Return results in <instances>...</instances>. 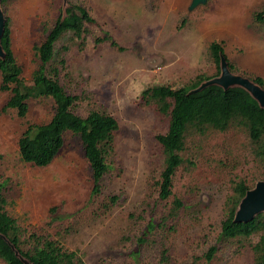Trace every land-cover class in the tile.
<instances>
[{"label":"rangeland","instance_id":"1","mask_svg":"<svg viewBox=\"0 0 264 264\" xmlns=\"http://www.w3.org/2000/svg\"><path fill=\"white\" fill-rule=\"evenodd\" d=\"M190 1L8 0L1 5L25 82L38 66L34 47L59 17L66 18L70 4L88 11L94 23L85 25L86 32L80 38L67 33L56 44L55 62H65L59 82L78 98L77 115L105 112L118 125L101 194L91 197V170L77 136L66 133L62 149L45 167L19 158V138L28 126L50 120L52 101L30 100L21 118L5 108L10 93L0 89V186L6 211L28 235L57 239L86 264H253L257 235L218 239L233 183L243 179L253 188L264 180V166L254 160L244 132L189 133L172 195L159 198L163 155L156 136L166 132L168 122L141 92L155 85L186 87L198 76L209 78L201 83L217 77L208 55L213 41L222 44L235 66L232 73L264 79V23L254 19L256 13L264 16V0H207L189 12ZM104 37L115 45L96 42ZM112 196L116 205L104 212L102 205ZM175 198L183 207L162 225ZM150 223L154 229L147 233ZM212 247L216 252L209 260Z\"/></svg>","mask_w":264,"mask_h":264},{"label":"trees","instance_id":"2","mask_svg":"<svg viewBox=\"0 0 264 264\" xmlns=\"http://www.w3.org/2000/svg\"><path fill=\"white\" fill-rule=\"evenodd\" d=\"M8 0H2L4 5ZM64 20L59 17L45 36L44 41L34 47L38 66L31 76L30 82L21 80V69L17 64L11 46V31L8 19L5 18V29L2 36L4 58L0 59L1 91L10 93L5 108L16 110L17 115L24 118L29 110L30 100L50 99L53 103V114L50 120L42 125H30L18 140V155L23 163L37 167L49 165L64 145L65 134L71 133L80 139L84 157L88 162L92 175L91 197L101 194L102 180L108 172L106 157L113 150L114 134L118 128L116 120L109 114L90 111L86 117L74 112L78 98L68 94L59 82V66L64 67V60L55 62L58 55L56 44L67 34L72 33L80 38L85 33V25L94 20L88 11L79 4H70ZM254 19L263 24V13H256ZM111 42L110 37L96 39V42ZM208 55L219 74L220 56H224L230 71L235 66L227 59L221 43L211 42ZM203 79L198 76L186 87L173 89L170 86L155 85L141 92L142 100L153 105L160 116L167 118V130L156 136L163 155L162 170L156 182L159 198L167 200L171 195L172 181L177 169L184 160L181 153L185 149L186 136L189 133L204 134L208 130L226 132L231 129L246 134L252 145L254 160L264 166V109L242 89L223 90L210 86L201 92L191 94ZM264 89V79L251 78ZM251 186L243 179L233 183L232 192L224 204V219L221 222L219 241L230 242L249 239L257 235L258 240L251 245L253 264H264V213L256 216L251 222L235 223L234 215L241 199ZM117 197L109 198L102 205L104 212L116 205ZM6 200L0 186V260L4 264H23L15 255L12 247L19 255L31 264H86L83 257L70 251L57 239L43 238L29 234L20 227L6 211ZM183 207L181 200L175 198L168 218L177 216ZM55 208L51 209V213ZM60 220L54 217L51 220ZM154 229V224L147 226V233ZM66 232L68 230H65ZM3 236L4 238H2ZM27 236V237H26ZM140 243L144 240L138 239ZM216 252L215 247L209 249L210 260Z\"/></svg>","mask_w":264,"mask_h":264},{"label":"water","instance_id":"3","mask_svg":"<svg viewBox=\"0 0 264 264\" xmlns=\"http://www.w3.org/2000/svg\"><path fill=\"white\" fill-rule=\"evenodd\" d=\"M1 1L2 0H0V59H3L4 51L1 41L5 29V17L1 10ZM206 2L207 0H191L188 11L191 12L197 7L204 5ZM219 71L217 77L201 83L197 88L191 90L190 93L201 92L210 86H217L225 91L232 88H240L244 90L260 108L264 109V89L253 80L232 73L224 56H220ZM262 213H264V180L258 181L253 188L245 193L237 206L233 221L235 223L246 224ZM1 237L4 238L3 236ZM12 249L23 264H31L26 259H23L13 247Z\"/></svg>","mask_w":264,"mask_h":264}]
</instances>
